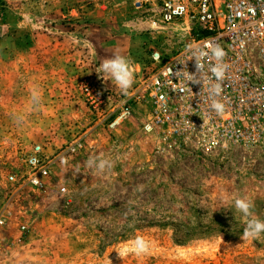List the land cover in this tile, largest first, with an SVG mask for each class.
<instances>
[{
    "label": "rangeland",
    "instance_id": "374dc122",
    "mask_svg": "<svg viewBox=\"0 0 264 264\" xmlns=\"http://www.w3.org/2000/svg\"><path fill=\"white\" fill-rule=\"evenodd\" d=\"M130 0H0V264H264V233L242 240L233 197L264 220V145L169 150L143 130L147 107L96 70L114 53L142 71L192 35ZM40 99L32 102V90ZM35 152L49 167L41 186ZM104 157V171L87 166ZM142 237L147 251L136 254Z\"/></svg>",
    "mask_w": 264,
    "mask_h": 264
},
{
    "label": "built area",
    "instance_id": "2783aa9c",
    "mask_svg": "<svg viewBox=\"0 0 264 264\" xmlns=\"http://www.w3.org/2000/svg\"><path fill=\"white\" fill-rule=\"evenodd\" d=\"M134 10L154 11L159 21L185 22L192 32L168 58L151 54L133 72L128 102L147 107L143 130L169 150L219 153L264 145V0H130ZM219 105V107H217ZM30 174L6 181L39 187L49 167L35 152L23 160ZM0 209V225L7 204Z\"/></svg>",
    "mask_w": 264,
    "mask_h": 264
},
{
    "label": "clouds",
    "instance_id": "9594fccd",
    "mask_svg": "<svg viewBox=\"0 0 264 264\" xmlns=\"http://www.w3.org/2000/svg\"><path fill=\"white\" fill-rule=\"evenodd\" d=\"M96 71L103 80L114 83L122 93H127L133 83L134 74L131 70V60L119 53H114L111 57L105 58L101 62L99 70ZM31 95L33 104H38L40 97L35 89L32 90ZM86 163L88 167L96 168L98 171H104L111 167L110 160L104 157L91 156ZM231 203L235 210L245 218L241 239L260 238L261 234L264 233V220L253 215L251 211L252 202L237 196L232 198ZM131 248L136 254H141L147 251L148 243L142 237H137L132 241Z\"/></svg>",
    "mask_w": 264,
    "mask_h": 264
}]
</instances>
